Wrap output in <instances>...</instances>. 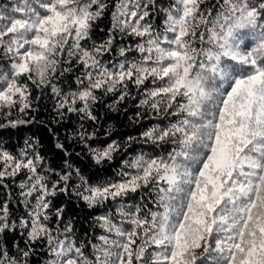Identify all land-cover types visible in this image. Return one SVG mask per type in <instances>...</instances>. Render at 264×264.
Returning a JSON list of instances; mask_svg holds the SVG:
<instances>
[{"label": "snow or ice", "instance_id": "1", "mask_svg": "<svg viewBox=\"0 0 264 264\" xmlns=\"http://www.w3.org/2000/svg\"><path fill=\"white\" fill-rule=\"evenodd\" d=\"M107 7L16 0L10 12L0 9V114L26 115L35 86L51 88L61 116L66 109L95 121L97 92L118 93L119 103L131 84L139 106L161 117L136 141L150 153L124 160L115 179L99 184L67 160V170H42L44 157L28 141L18 155L0 148V188L9 189L0 206V264H27L37 240L46 242L47 264H264V0H116L109 39L85 47ZM117 31L135 42L105 62ZM73 69L77 88L61 95L53 81ZM78 134L95 135L83 126ZM119 147L89 151L101 165ZM21 173L17 204L26 214L17 222L4 181ZM73 176L78 199L108 206L96 217L101 234L86 242L73 238L70 223L55 235L49 223V197L67 193ZM64 210H55L58 225ZM17 228L26 250L13 253L7 233Z\"/></svg>", "mask_w": 264, "mask_h": 264}, {"label": "trees", "instance_id": "2", "mask_svg": "<svg viewBox=\"0 0 264 264\" xmlns=\"http://www.w3.org/2000/svg\"><path fill=\"white\" fill-rule=\"evenodd\" d=\"M107 4L104 14L94 23L90 31V39L84 43L85 47H91L93 42L101 44L109 39V29L112 26L111 12L114 9L116 0H103ZM16 4V0H0V9H6L9 12L11 7ZM19 15V14H15ZM159 23V21H156ZM134 39L126 33L121 34L116 32L113 37V48L110 53L105 54L102 59L107 61H115L119 59L118 50L121 47H129L134 44ZM133 54H130V56ZM79 67V66H78ZM79 75L77 69L66 73L64 76L58 77L53 83L60 90L61 95L77 88L76 76ZM129 95L122 102L117 103L118 93L105 95L103 92H97L98 100L92 107V113L96 117L95 121L81 120L80 115L75 112L69 113L67 110H62L61 116L55 107L57 104V96L52 92L51 88L38 89L35 86L31 88V103L32 108L27 114H21L18 110L13 109L10 116L0 114V148L11 152L13 155H18L21 149L25 148V141L32 144L36 151L44 157V169L52 168L56 171L67 170L64 168V161L67 160L73 169H80L90 183L99 184L107 179H115L116 173L120 170L124 160H129L141 152L150 153V146H141L136 143L140 140L141 134L148 128L160 124L161 117L156 116L150 111H146L140 105V99L137 89L129 85ZM79 106V105H77ZM7 112V109L3 110ZM137 113H141L138 116ZM23 120L27 123L17 124L12 127L9 121ZM166 123V121H165ZM83 130L88 134L94 133L92 139H87V136L82 140L78 134ZM129 137L134 138L129 141ZM115 141L120 147L118 151L113 153L112 161H105L101 165L95 164L92 160L89 148H104L108 144ZM63 145L62 149H58L56 144ZM30 154L32 149H28ZM67 152V155L65 153ZM26 178L25 173H21L15 178V183L11 179L4 183L11 186L13 193L11 205V219L18 222L21 215L26 214L23 205L17 204L20 199L18 193L19 188L16 185ZM53 179L56 177L53 176ZM79 183L78 178L73 176L69 181V189L67 193L58 192L55 197H49L52 200V220L49 222L50 227L63 229L67 224H71L73 228V238H79V241L86 242L89 239H95L101 234V229L98 228L96 217L107 212L108 206H97L89 208L88 205L81 199H78L74 192V187ZM9 189L0 188V206L3 200L8 199ZM136 202H141V197H135ZM132 201H128L131 206ZM64 207L63 224L58 225L55 218V210ZM4 235H0V243L4 241ZM26 235H21V231L17 228L16 231L7 233L8 246L13 253L19 250H26L25 241ZM50 254L47 251L46 242L37 240L32 249V253L27 258V264H47L50 259Z\"/></svg>", "mask_w": 264, "mask_h": 264}]
</instances>
